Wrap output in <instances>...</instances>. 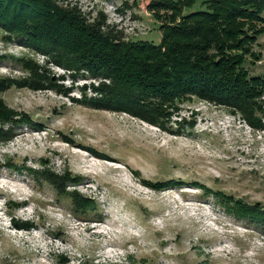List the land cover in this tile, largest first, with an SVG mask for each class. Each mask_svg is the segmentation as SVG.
<instances>
[{
  "label": "rangeland",
  "instance_id": "374dc122",
  "mask_svg": "<svg viewBox=\"0 0 264 264\" xmlns=\"http://www.w3.org/2000/svg\"><path fill=\"white\" fill-rule=\"evenodd\" d=\"M57 1L121 40L160 41L149 0ZM258 26L244 68L264 76ZM0 80L11 81L4 105L30 120L0 142V264H264V221L239 216L236 203L264 212V127L195 97L169 109L166 128L92 106L108 78L65 67L1 28ZM37 81L55 86L32 87ZM259 101L264 123V91ZM28 168L79 180L63 192ZM142 180L182 183L154 189ZM66 191L94 206L76 211Z\"/></svg>",
  "mask_w": 264,
  "mask_h": 264
},
{
  "label": "trees",
  "instance_id": "16d2710c",
  "mask_svg": "<svg viewBox=\"0 0 264 264\" xmlns=\"http://www.w3.org/2000/svg\"><path fill=\"white\" fill-rule=\"evenodd\" d=\"M196 3L197 0H149L148 9L162 22L158 44L121 40L103 31L99 22H88L75 6L62 5L57 0H0V28L24 38L65 67L85 68L93 76L108 78L110 84L101 85L103 95L92 98V106L127 112L166 128L169 109H176L181 100L195 97L236 109L252 126L264 127L256 114L261 109L264 76L249 75L244 68L247 57L254 55L252 44L260 31L258 24L264 23V0H201L204 7L191 10ZM21 62L32 76L38 75L31 63ZM10 83L0 80V91ZM32 83L36 88L55 86L43 81ZM16 116L0 99V142L11 139L19 124L30 122L26 115L19 119ZM5 123L9 124L6 129L2 127ZM4 165L12 166L10 162ZM28 170L63 192L67 181L79 180L68 172L58 175L48 168ZM142 183L162 189L182 182ZM65 194L74 197L76 211L94 206L92 200L75 191ZM236 203L239 216L264 221V212ZM11 221L20 227L31 226L29 221L13 217Z\"/></svg>",
  "mask_w": 264,
  "mask_h": 264
},
{
  "label": "bare ground",
  "instance_id": "6f19581e",
  "mask_svg": "<svg viewBox=\"0 0 264 264\" xmlns=\"http://www.w3.org/2000/svg\"><path fill=\"white\" fill-rule=\"evenodd\" d=\"M118 166H120V165H116V167H118Z\"/></svg>",
  "mask_w": 264,
  "mask_h": 264
}]
</instances>
